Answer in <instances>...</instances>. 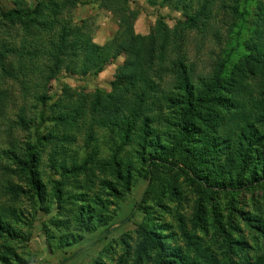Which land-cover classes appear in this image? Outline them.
Instances as JSON below:
<instances>
[{"label": "trees", "instance_id": "1", "mask_svg": "<svg viewBox=\"0 0 264 264\" xmlns=\"http://www.w3.org/2000/svg\"><path fill=\"white\" fill-rule=\"evenodd\" d=\"M81 1L0 5V264L24 262L12 243L29 235L13 220L29 226L38 212L50 214L41 224L50 249L98 228L97 240L103 239L112 230L110 207L137 179L146 185L121 223L142 214L134 249L139 259L264 264V252L249 255L212 202L219 193L235 198L264 181V0H146L181 18L173 29L158 20L144 36L135 34L137 13L124 0H95L122 25L102 44L86 20L72 19ZM216 2L232 15L230 35L211 74L197 75L176 52L186 28L206 38ZM119 56L124 61L111 90L85 92L59 83V93L51 92L62 75H97ZM3 78L19 85L17 100L2 88ZM9 100L14 119L5 120ZM16 129L26 132L22 140ZM182 185L198 196L191 225L179 210ZM20 195L28 210L14 206ZM243 219L256 222L264 236L263 222ZM93 264L105 263L96 258Z\"/></svg>", "mask_w": 264, "mask_h": 264}, {"label": "rangeland", "instance_id": "2", "mask_svg": "<svg viewBox=\"0 0 264 264\" xmlns=\"http://www.w3.org/2000/svg\"><path fill=\"white\" fill-rule=\"evenodd\" d=\"M35 1L27 0L29 4H34ZM124 1L131 10L137 13L133 26L137 36L149 34L158 20H162L169 28L173 29L177 20L181 18L180 12L172 11L166 6H150L146 3V0ZM250 3L252 4L253 0ZM220 4V2H216L213 7L205 39L200 38V34H198L195 28L183 30L182 39L176 53L186 64H193L197 75L211 74L214 63L223 56L226 39L230 35L229 27L232 15L229 9L224 10ZM0 5L3 10H7L13 6V3L12 0H1ZM71 16L78 23L86 20L89 23L93 40L100 44L115 36L122 26L118 17L111 11L101 7L100 1L95 0H83L77 3L71 10ZM213 31H217L220 38L214 37ZM174 55L175 53L172 51L169 57H173ZM123 61V56L115 58L97 75H87L84 77L62 75L59 81L52 82L51 92L54 95L59 93V83L68 84L78 91L90 92L96 89L109 91L111 90V81L113 80L116 68ZM2 81V88L6 89L9 96H14L15 100H17L19 95V85L17 82L13 79L4 78ZM14 113L15 109L9 100L3 119H14ZM25 135V131L16 129V140H22ZM80 145L82 150H85L81 142ZM107 152L109 151L104 149V153L106 154ZM8 178H10L9 175ZM11 180L18 182V177L14 176ZM145 185V180H135L131 191L124 199L110 207L109 215L112 230L101 240H97L102 231V228H98L93 232L84 233L80 241L70 246L53 250L48 248L46 237L41 227V224L50 217V214L35 213L29 226L19 224L18 221L13 220V227L15 229L29 235L26 241H14L12 243L24 259V262L21 264H93V260L96 258H99L105 264H158L152 257L139 259L134 252L138 242L137 228L142 220V214H135L130 221L121 223V220L129 214ZM182 189L179 210L184 215L188 224L191 225L190 221L193 217L195 205L198 202V196L189 186L182 185ZM8 195L6 194L2 198L6 199ZM212 202H214L221 220L229 221L233 225L232 234L235 237H243L249 255L254 256L264 252V236L261 234L258 225H254L257 223L251 220L253 222L251 224L243 219L244 216L250 215L264 223V181L248 189L239 191L235 194V198L231 195L219 193ZM13 204L17 211L19 208L20 210H28L30 208L25 195L16 197ZM170 204L172 206L176 205L175 201ZM172 212L175 213V210H172ZM164 218L173 220V216L170 214L164 213ZM211 234L212 232L210 231L209 236ZM233 257L238 259L239 255H234Z\"/></svg>", "mask_w": 264, "mask_h": 264}]
</instances>
